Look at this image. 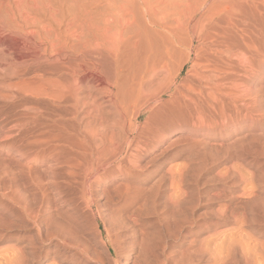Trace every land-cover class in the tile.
Listing matches in <instances>:
<instances>
[{
  "label": "bare ground",
  "instance_id": "6f19581e",
  "mask_svg": "<svg viewBox=\"0 0 264 264\" xmlns=\"http://www.w3.org/2000/svg\"><path fill=\"white\" fill-rule=\"evenodd\" d=\"M1 64L0 264H264V0H0Z\"/></svg>",
  "mask_w": 264,
  "mask_h": 264
},
{
  "label": "rangeland",
  "instance_id": "374dc122",
  "mask_svg": "<svg viewBox=\"0 0 264 264\" xmlns=\"http://www.w3.org/2000/svg\"><path fill=\"white\" fill-rule=\"evenodd\" d=\"M6 43H8V41H6V40H3V41H2V44H6ZM1 66H2V64L0 65V67H1ZM182 73H183V72H182ZM0 100H1V99H0ZM5 101L7 102V104H10V101L4 100V103H3L2 100H1L2 104H6ZM1 102H0V103H1ZM7 104H6V106H9V105H7ZM0 106H1V104H0ZM0 108H1V107H0ZM3 109H5V108H3ZM213 149L215 150V152H216L217 155H220V154L222 153L221 151L218 152L219 150H217V149H219V148H218L217 146H216V147H213ZM157 152H158V150H157ZM212 152L214 153L213 150H212ZM217 152H218V153H217ZM219 153H220V154H219ZM214 154H215V153H214ZM216 154H215V155H216ZM154 155H155V154H154ZM0 156H1V157H0V165L2 166V167H0V168L4 169V168H5V167L11 162V160L7 163L8 159H5V161H6L5 163H7V165H5L4 162H3L4 165H2V163H1V158H2L3 155H0ZM152 156H153V155H152ZM152 156H150V157H152ZM222 156H223V157H222ZM222 156H221V158H220V156H219V160H217V162H215V161L212 162V165H213V163L217 164L216 167H215V170H217V169H218V170L221 169L220 171H222V170H224V169H223V167L225 166L224 164H227V163H230V162H231V160H230L229 158H227V157L224 156V155H222ZM161 158H162V157H159V158L155 159L154 162H157V161L161 160ZM146 160H149V158H147ZM221 160H222V161H221ZM225 160H226V161H225ZM228 160H229L230 162H229ZM206 161H207V160H206ZM208 161H209V160H208ZM227 161H228V162H227ZM225 162H226V163H225ZM11 163H12V162H11ZM31 164H32V165L34 164L33 166H37V167H39V162H36V161H35V162H32ZM210 164H211V163H210ZM11 165H12V164H10L9 166H7V167H9L8 169H10L11 171H8L7 168H6V170H5V169H4V170L0 169V171L2 170L1 173H0V176H1V178H0V186H1L2 184L5 185V184L9 181L8 179H10L9 182H11V181L13 180L12 178H17L16 175H15V174H16L15 171H17V169L15 170V167H14V166H11ZM222 165H224V166H222ZM3 166H5V167L3 168ZM208 166H210V165L208 164ZM263 166H264V165H263ZM13 167H14V169H13ZM204 167H205V166H204ZM217 167H218V168H217ZM11 168H12V169H11ZM207 168H208V167L206 166L205 169H207ZM12 170H13V171H12ZM6 171H7V172H6ZM2 172H3V173H2ZM8 173H12V174L15 173V174H14V175H11L12 177H10V174H8ZM43 173L45 174V176H44ZM43 173L41 174V177H42V175H43V177L41 178V180H42V185L44 184L43 186L48 187V185H45V184L48 183V182H50V179H51V178H49V177H50V176H49L50 173H48V176H47V172H43ZM4 174H5V175H4ZM204 174H205V172L202 171L201 174H200L201 177L199 176V179H198V187H199V188H198V191L200 190L199 192L202 193L201 196L203 197V198L200 197V200H201V203H200V204H202L203 201H204L203 199H205V198H204V197H205L204 193H205V192H209V193H210V192L213 191V186H212L211 182H208V183L204 182V181H205L204 179H206V176H207V178H208L209 175H207V174L204 175ZM213 174H214V173H213ZM2 175H3V177H2ZM8 176H9V177H8ZM14 176H15V177H14ZM44 177H46V178H44ZM7 178H8V179H7ZM48 178H49V181H45V180H44V183H43V179H48ZM6 179L8 180L7 182H5ZM200 179H201V181L203 180V182H204L205 184H204L203 182H201ZM41 180H40V181H41ZM206 180H207V179H206ZM1 182H3V183H1ZM4 182H5V184H4ZM9 182H8V183H9ZM8 183L6 184L7 186H6V185L4 186L5 189H7V187H9V184H11V183H9V184H8ZM40 183H41V182H40ZM199 183H202V185H203V184H204V185L201 186V184H199ZM262 184H264V178H263V182H262ZM3 185H2V187H0V194H1V195H2V193H3V190H4V191H7V190H8V189H7V190L2 189V188H4ZM204 186H205V187H204ZM210 188H211V189H210ZM201 189H202V190H201ZM1 190H2V191H1ZM208 190H210V191H208ZM214 191H215V190H214ZM212 193H213V192H212ZM1 195H0V198H1ZM262 195H263V194H262ZM263 196H264V195H263ZM198 206H199V205H197V207H198ZM197 207H196L195 212H196L197 215H198V214H200V210H199V207H198V208H197ZM1 211H2V208H1V206H0V215H1V218H3V217L5 216L6 213H5L4 211H2V213H1ZM260 212H261V211H260ZM246 217H247V214H246ZM259 217H263V216H262V213H261V214L259 213ZM263 218H264V217H263ZM3 219H4V218H3ZM263 223H264V222H263ZM245 227H247V226L245 225ZM112 228H113V227H112ZM113 229H114V228H113ZM246 230H247V229H246ZM3 232H5V231H4L3 227H2V220L0 219V234L3 233ZM13 232H16V230H13ZM113 233L115 234V233H116V230L113 231ZM3 234H4V233H3ZM256 235H257V234H256ZM0 238H1V239H0V246L2 245V246L4 247V248H2V246L0 247V254L2 253V255H0V257H4V255H6V254H5V253H6V252H5V251H6L5 247H7L6 245H7L8 243L6 242L5 237H0ZM122 238H123V241H124L125 238H124L123 236H122L121 238H120V236H119V239H118V240L121 241V242L123 243ZM258 239H259V241H261V242L263 241V242H264V236H262V235H257V240H258ZM4 244H6V245H4ZM4 249H5V250H4Z\"/></svg>",
  "mask_w": 264,
  "mask_h": 264
}]
</instances>
